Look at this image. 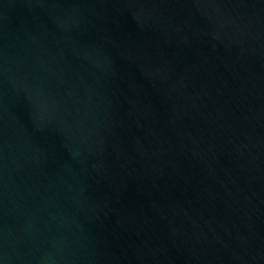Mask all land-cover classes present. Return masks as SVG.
Instances as JSON below:
<instances>
[{"label": "water", "instance_id": "water-1", "mask_svg": "<svg viewBox=\"0 0 264 264\" xmlns=\"http://www.w3.org/2000/svg\"><path fill=\"white\" fill-rule=\"evenodd\" d=\"M0 264H264V0H0Z\"/></svg>", "mask_w": 264, "mask_h": 264}]
</instances>
